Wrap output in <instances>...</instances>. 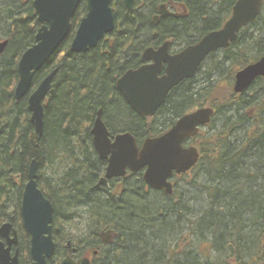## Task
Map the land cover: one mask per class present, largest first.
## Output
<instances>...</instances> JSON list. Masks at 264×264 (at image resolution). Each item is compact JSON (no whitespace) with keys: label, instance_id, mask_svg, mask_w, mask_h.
<instances>
[{"label":"trees","instance_id":"trees-1","mask_svg":"<svg viewBox=\"0 0 264 264\" xmlns=\"http://www.w3.org/2000/svg\"><path fill=\"white\" fill-rule=\"evenodd\" d=\"M33 1L0 0V42H9L0 56V227L10 222L18 231L20 264L31 262L30 237L23 224L21 205L33 160L39 163L38 186L55 209L53 231L58 249L50 264H59L62 257L63 243L56 234L63 223L55 194L58 192L69 205L90 208L92 231H97V223L118 230L112 264H149L148 260H154L153 264L263 263L264 78L243 94L235 93L234 81L239 70L264 55V7L235 43L208 58L202 81L195 89L188 85L178 101L168 102L163 112L171 121L164 130L156 129L165 132L178 116L199 107L215 110L212 123L194 139L200 159L185 176L192 175L191 183L197 184L200 205L195 211L188 205L176 208L168 202L153 206L146 202L150 192L139 184L125 187L116 194L121 199L115 201L101 200L100 194L91 192L94 177L97 175L98 180L104 167L96 158L90 134L97 111L102 109L104 116L134 133L139 124L136 120L127 124L131 115L114 87L121 70L128 69V65L116 60L110 50L99 53L96 48L79 55L70 52V41L62 44L32 84L34 91L45 76L58 69L45 104L43 133L40 136L36 132L27 97L15 99L20 58L35 44L39 29ZM187 1L199 12V20L206 19L202 22L211 25L215 17L208 9L215 1L222 2ZM234 1L224 0L229 4L228 12ZM126 19L123 18L122 31L135 37L137 25L128 24ZM130 48L129 56L135 53V48ZM229 64L230 68H226ZM150 127L146 130L155 131ZM57 163L61 179L54 181L53 188L50 179L42 180V169L56 167ZM170 217L188 220L178 231L175 224L169 225ZM176 236V240L169 241ZM162 239L167 241L163 243ZM89 240L84 238L76 244Z\"/></svg>","mask_w":264,"mask_h":264},{"label":"water","instance_id":"water-1","mask_svg":"<svg viewBox=\"0 0 264 264\" xmlns=\"http://www.w3.org/2000/svg\"><path fill=\"white\" fill-rule=\"evenodd\" d=\"M84 0H34L33 8L40 28L35 37V44L26 50L18 64V83L15 99L21 101L28 97L31 123L41 136L44 127V103L52 89L58 69L52 71L31 92L37 73L59 51L68 39L72 29V19ZM112 0H87L86 15L82 18L76 34L71 41L73 54H85L97 47L106 34L113 31L115 17L111 8ZM131 10L133 0H125ZM264 0H238L231 18L224 27L205 36L201 42L189 47L183 53L172 58H158L157 52L147 51L144 60L153 59L155 64L136 71H129L117 81V88L141 115H154L165 102L167 94L182 81L192 78L199 70L206 57L220 49H227L237 40L240 30L255 22L262 11ZM8 40L0 42V55L8 46ZM169 63L167 74L159 78L162 62ZM264 78V55L256 62L239 70L235 75L234 91L246 92L254 82ZM93 129L94 147L102 160L108 162L106 176L102 179L124 177L127 170L138 172L146 169L145 183L166 194L173 193L170 179L176 174L189 172L199 161L200 153L195 147L185 148L183 143L196 136L200 128L211 123L215 111L213 108H201L180 118L166 134L147 139L138 147L136 138L131 133L109 138L108 130L99 112ZM39 163L33 160L29 169L28 182L22 195L21 215L24 227L30 236V264H49L56 251L52 235L54 206L38 186ZM11 231L13 237L11 238ZM0 264H20L19 252L12 255V247L19 245L16 230L8 222L0 227ZM61 264H74L70 258ZM78 264H91L88 258ZM264 264V263H263Z\"/></svg>","mask_w":264,"mask_h":264},{"label":"flooded vegetation","instance_id":"flooded-vegetation-1","mask_svg":"<svg viewBox=\"0 0 264 264\" xmlns=\"http://www.w3.org/2000/svg\"><path fill=\"white\" fill-rule=\"evenodd\" d=\"M237 1L238 0H235L234 3L232 4L231 12L230 11L228 12L229 4H226L224 0H222V2L220 1L219 3L218 1H215V5L213 6V8L208 9L209 10L208 13H210L212 17H215L213 18L214 21L213 24L211 25L210 22L208 24L202 22L205 21L206 19H202L201 21L199 20V15H198L199 12L197 10H194L192 8V3L190 4L187 0H133L131 10H129L126 7L125 0H112L111 8L113 9L114 12L115 27L111 33L106 34L104 38L100 40L96 48L99 51V53L100 52L102 53L101 50L105 52H107V50H110V52H113V54H115L116 60L120 61V63L123 64L126 63V65H128V69L121 70V74L116 79L114 87L120 97L121 104H123V106L127 109L129 114L131 115L132 120L130 119V121L127 122V124L133 123L134 120H136L137 123L139 124L135 126L136 127L135 131L137 132L134 133L132 131L126 130L127 127L126 125H119L118 123H115L109 116H104L102 113V109H99L97 111L94 122L92 123V127L90 129L91 130L90 134H91L92 146L96 158L98 157L99 161L103 162L104 167L103 170L100 171L101 174L98 177V180H97V175L94 177V181H93L94 187L91 190V192L93 194H97V193L100 194L101 200L107 202L119 200L121 198L120 196L116 195L117 193L122 192L127 186L134 187V185H138V184L142 186V189L146 192H157L165 198L174 197V194L176 193V186L172 182L173 179L184 178L185 176H187V174L190 173L191 170L185 174H181V175L175 174L169 180L173 187V193L170 195L166 194V192L163 190H155L149 187L145 183L144 181V175L146 171L145 168L138 172H132L130 170H127V173L124 177H113L107 179L105 183H102L101 182L102 179L106 176V169L108 166V162L106 160H102L99 157L94 147L92 129L100 112L101 113L100 117L108 130L109 138L112 140V142H114L115 137L118 135L131 133L136 138L138 147L141 148L142 144L147 139L161 137L164 134H166L169 130H171V128L175 125V123L185 115L193 113L201 108H208V107H199L190 112L182 114L176 118L174 124L168 130L162 133L158 132L162 129L164 130L165 125L171 121V119L169 118L165 119L167 115L164 114L163 112L168 102L170 100H173V102L178 101V99H180L181 96V91L184 88H186L188 85L193 89H195L196 86L198 85V81L199 80L202 81L201 77L202 74L205 72L202 70L204 69L208 58L213 53L218 54L225 49H220L217 50L216 52L211 53L209 56L206 57L205 61L202 63V65L200 66L199 70L197 71L194 77L182 81L172 90H170V92L167 94L165 102L155 111L154 115L145 116L135 111L132 108V106L127 102V100L124 98V96L121 94V92L118 90L117 81L129 71H136L142 67L145 66L149 67L154 65L155 62L153 59L144 60V55L147 51L151 50L153 52H157L158 58L176 57L181 53H183L185 50H187L189 47H193L197 45L208 34L221 30L224 27V25L227 23V21L231 18L233 13V8L237 3ZM205 12H207V9L205 10ZM78 13L79 11H77L75 17L79 16ZM85 15H86V11H85ZM84 16H82L80 20L78 19L75 20V17L72 19V29L67 39V41H70V45L72 39L76 34L78 26ZM125 17L127 18L126 21L128 24L131 25L134 22L135 26L137 25L138 30H137V35L135 37L133 35L126 34L124 33V31H122V27H123L122 21L123 18ZM213 19L211 18V20ZM137 20L138 21L144 20V22L137 23ZM245 28L246 27L240 30L237 40ZM135 41H137L138 43V45L136 46H134ZM131 46L135 48V53L129 56V51L131 49L130 48ZM120 52L123 53V56ZM168 66L169 63L167 61L162 62V68L158 74L159 78L167 74ZM199 75H201L200 78H198ZM43 79L40 81V83L43 81ZM211 123L202 126L200 128L199 133L196 136L187 139L183 143V146L185 148L188 147L197 148L194 139H196V137L202 131L206 130V128ZM149 125L151 126L150 128L155 131H147L146 129ZM156 129H158L157 132ZM63 222H65V220H63ZM116 231L118 230L115 229L114 226L97 223V231H91L90 234L87 235L86 238H90V240L87 241L85 244L82 245L76 244V242H78L79 240L75 241L72 235L67 236L63 240H60L63 244L62 247L60 248L62 257L59 260V264H61L63 260L67 258H70V260L74 264H78L79 262H81L86 258L90 260L91 264H95L96 261L97 264H112V259H111L113 256L112 253L113 251H115V248L117 246L116 241L118 239ZM16 232L19 240V245L18 247L13 246L11 252L12 255H14L16 250L18 249L19 260H20V237L17 230ZM57 232L56 234H58L57 236L59 237V232L58 233ZM54 233L55 231H53V223H52V235H53V240L56 244V251H57L58 247L55 241ZM10 237L11 238L13 237L12 231ZM0 241L5 242V240L2 239L1 237H0ZM56 251L53 258L56 255ZM31 262H32V258H31Z\"/></svg>","mask_w":264,"mask_h":264},{"label":"rangeland","instance_id":"rangeland-1","mask_svg":"<svg viewBox=\"0 0 264 264\" xmlns=\"http://www.w3.org/2000/svg\"><path fill=\"white\" fill-rule=\"evenodd\" d=\"M84 11H85V4L83 3V5L79 9V13H78L79 16H84L85 15ZM235 66H233V68ZM226 68H230V64L227 65ZM236 68L237 66L235 67V69ZM200 77L201 75L198 76V78ZM59 165L60 164L57 163L55 165L56 167H48V166L43 167L42 180L45 181V180L50 179L51 185L52 184L55 185V182L58 183L57 181L61 179V177L59 176V172H61L59 171L60 169ZM192 179H193L192 175H189L188 177L181 178V179L180 178L173 179L172 182L176 186V194L172 199L165 198L157 192H150L146 202L150 203L153 206L158 205L160 202H168L173 207L188 205V207H190L192 210L198 211L200 204L197 201L198 199V194H197V189H196L197 184L191 183ZM55 194H56L58 205L61 211V220L62 219L65 220V222L62 223V230L59 231V239L63 240L64 238L70 235L73 236L75 241L86 238L87 235H89L90 232L92 231L93 225H94L93 224V220H94L93 214H90L89 212L90 210H88L90 208L83 207V206L74 207L68 204L69 201L68 202L66 201V197L64 198L61 192H58ZM179 220L180 218L176 221L174 217L173 218L170 217L169 225L172 223L175 224L174 226L175 229H178V231H180L181 227H183L182 225H185L188 219L187 220L184 219L180 221ZM178 221L179 223H177ZM176 239H177V236L169 239V241L171 242L172 240H176ZM166 241L167 240L165 239L161 240V242L163 243H165ZM158 248H160V244H158ZM147 263L153 264L156 262L154 260H148Z\"/></svg>","mask_w":264,"mask_h":264}]
</instances>
